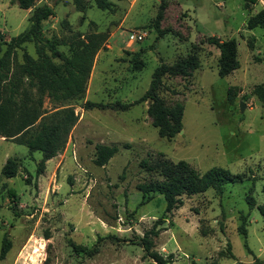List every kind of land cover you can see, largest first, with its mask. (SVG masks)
<instances>
[{"label":"rangeland","instance_id":"obj_1","mask_svg":"<svg viewBox=\"0 0 264 264\" xmlns=\"http://www.w3.org/2000/svg\"><path fill=\"white\" fill-rule=\"evenodd\" d=\"M109 1L111 10L97 8L93 0H80L83 8L74 0L34 2L53 8L42 22V35L66 56L87 35L104 34L105 40L94 55L83 99L55 101L43 95L45 111L69 104L79 118L67 149L46 161L41 174H36L40 151L0 137V251L4 237L11 241L0 264H155L138 240L156 221L153 249L172 254L167 264H250L254 258L264 264V215L258 210L264 205V103L254 93L264 83V26L246 27L264 0L253 5L244 0ZM31 10L20 8L17 0H0V56L4 42L27 29ZM132 30H145V39L128 42ZM208 36L235 39L238 68L218 74L219 49L205 42ZM38 47L50 54L44 42ZM23 50L37 56L35 44L26 43L16 50L14 66L23 62ZM189 52L198 54L199 67L187 77L163 76L158 91L166 104H183L181 130L170 139L151 124L147 101L126 110L80 106L83 100L133 102L148 89L160 63L172 64ZM240 101L246 104L242 112ZM97 143L118 147L104 166L93 163ZM9 157L16 160L17 172L5 177L1 168ZM159 157L185 160L201 173L222 167L243 179L224 183L220 193L209 188L182 195L180 207L165 213L162 196L139 205L136 189L137 183L160 179L139 161ZM248 196L255 201L251 208ZM241 216L246 239L238 231ZM98 236L104 239L93 255L72 248L90 249Z\"/></svg>","mask_w":264,"mask_h":264},{"label":"trees","instance_id":"obj_2","mask_svg":"<svg viewBox=\"0 0 264 264\" xmlns=\"http://www.w3.org/2000/svg\"><path fill=\"white\" fill-rule=\"evenodd\" d=\"M244 1L253 5L258 0ZM34 2L35 0H17L18 6L22 9L32 7L28 16L29 25L27 29L4 42L5 49L0 56V137L25 145L31 151H40L42 158L36 168V174L39 175L45 169V162L65 148L68 137L79 118L73 106L69 104L61 105L52 112L45 111L43 95L46 94L55 101L83 99L94 55L104 42L105 35L95 33L76 40L72 54L66 56L56 47L54 40L44 39L42 35V22L54 14L53 8L47 4L34 6ZM93 2L97 8L103 10H111L114 7V3L109 0H93ZM74 3L83 8L80 0H74ZM251 5L245 8H250ZM162 7L163 3L160 4L156 16L157 22L162 16ZM257 26H264V8L251 14L246 21L247 29ZM30 42L35 44L37 56L33 57L23 50V62L14 66L13 58L16 50L22 49L24 44ZM40 42H44L49 55L38 47ZM205 42L219 49L217 68L220 76L228 75L239 67L235 39L222 40L217 36H208ZM248 46L252 48L251 41H248ZM51 58H58L61 63L55 64ZM199 65L198 54L189 52L172 64L160 63L152 73L148 89L133 102L103 103L83 100L80 106L83 109L126 110L133 104L147 101V114L151 118V124L157 128L160 137L170 139L181 130L183 104L175 101L168 105L159 97L158 91L164 86L162 78L165 75L190 76ZM254 93L264 103V83L257 85ZM94 149L93 163L97 166H104L118 151L116 145L103 143L95 144ZM139 166L160 176V179H151L136 184V189L141 193L139 205L147 203L157 194L165 201V213L180 207L182 195L190 196L209 188L220 193L224 183L243 179L242 174L231 173L222 167H212L201 173L185 160L173 162L162 157L154 160L143 158L139 161ZM16 172V160L11 157L7 158L1 168V174L5 177H12ZM246 200L250 208L255 205L252 196H248ZM258 210L264 215V205H259ZM165 215L162 214L160 221H163ZM241 218L238 231L246 239L247 233L244 225L246 219L245 216ZM159 223L156 221L138 241L145 256L155 264H167L172 262V254L163 256L153 249V238L158 235L157 225ZM49 236L48 232H45L44 237L49 238ZM103 239L104 237L98 236L96 244L90 249L75 244L72 248L75 251H84L90 256L98 251L99 241ZM244 246L247 248L245 240ZM10 247L11 241L4 237L1 243L0 259L5 257ZM227 249L229 258H234L229 243H227ZM219 255L223 256V251H220ZM261 263L260 259L254 258L250 264Z\"/></svg>","mask_w":264,"mask_h":264},{"label":"built area","instance_id":"obj_3","mask_svg":"<svg viewBox=\"0 0 264 264\" xmlns=\"http://www.w3.org/2000/svg\"><path fill=\"white\" fill-rule=\"evenodd\" d=\"M146 37L145 30H132L128 33L127 41L132 42H140L143 41Z\"/></svg>","mask_w":264,"mask_h":264},{"label":"crops","instance_id":"obj_4","mask_svg":"<svg viewBox=\"0 0 264 264\" xmlns=\"http://www.w3.org/2000/svg\"><path fill=\"white\" fill-rule=\"evenodd\" d=\"M76 125L77 124H75V126H74V128L76 127ZM74 128H73V130L71 131V133H70V135H69V137H68V142H67V147H68V145L70 144V141L72 140V137H74ZM67 147L65 148V149H67ZM56 157V156H55ZM54 158V157H53ZM52 159V158H51ZM51 159H49V160H51ZM48 161V160H47Z\"/></svg>","mask_w":264,"mask_h":264},{"label":"water","instance_id":"obj_5","mask_svg":"<svg viewBox=\"0 0 264 264\" xmlns=\"http://www.w3.org/2000/svg\"><path fill=\"white\" fill-rule=\"evenodd\" d=\"M245 106H246V104L243 101H240V103H239L240 112H242L244 110Z\"/></svg>","mask_w":264,"mask_h":264}]
</instances>
